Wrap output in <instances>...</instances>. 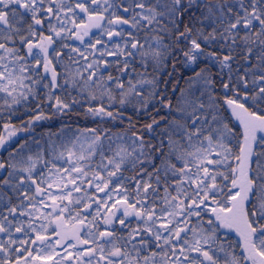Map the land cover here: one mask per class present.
Here are the masks:
<instances>
[{
    "label": "snow or ice",
    "instance_id": "1",
    "mask_svg": "<svg viewBox=\"0 0 264 264\" xmlns=\"http://www.w3.org/2000/svg\"><path fill=\"white\" fill-rule=\"evenodd\" d=\"M0 264H264V0H0Z\"/></svg>",
    "mask_w": 264,
    "mask_h": 264
},
{
    "label": "trees",
    "instance_id": "2",
    "mask_svg": "<svg viewBox=\"0 0 264 264\" xmlns=\"http://www.w3.org/2000/svg\"><path fill=\"white\" fill-rule=\"evenodd\" d=\"M74 119H75V118H74ZM77 122H78V124H80V125H83V124L86 123V121H84L82 118H79V119L77 120ZM59 125H60V122H59V121H57L56 123H54L52 130H53V131L58 130Z\"/></svg>",
    "mask_w": 264,
    "mask_h": 264
}]
</instances>
